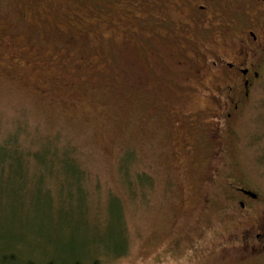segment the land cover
I'll list each match as a JSON object with an SVG mask.
<instances>
[{"label":"rangeland","instance_id":"1","mask_svg":"<svg viewBox=\"0 0 264 264\" xmlns=\"http://www.w3.org/2000/svg\"><path fill=\"white\" fill-rule=\"evenodd\" d=\"M128 1L108 12L107 0H0V132L69 141L79 160L3 167L0 230L36 259L73 249L84 264H256L217 235L194 243L204 214L192 182L217 162L181 149L184 129L170 139L168 113L203 98L173 85L166 49L151 53L148 25L134 32ZM255 97L240 159L263 184L264 135H251L264 133V79Z\"/></svg>","mask_w":264,"mask_h":264},{"label":"flooded vegetation","instance_id":"2","mask_svg":"<svg viewBox=\"0 0 264 264\" xmlns=\"http://www.w3.org/2000/svg\"><path fill=\"white\" fill-rule=\"evenodd\" d=\"M111 2L103 10L110 12ZM127 6L125 12L138 11L133 15L138 37L150 27L151 35L142 38L151 53L166 49L159 58L175 74L176 79L168 74L173 85L203 98L197 106L168 113L170 139L184 129L181 149L217 162L208 176L192 182L204 214L196 221L201 233L194 243L207 242L200 238L208 232L223 238L222 252L264 264V183L240 159L245 115L259 104L255 93L264 79V0H129ZM193 157L191 162H200Z\"/></svg>","mask_w":264,"mask_h":264},{"label":"trees","instance_id":"3","mask_svg":"<svg viewBox=\"0 0 264 264\" xmlns=\"http://www.w3.org/2000/svg\"><path fill=\"white\" fill-rule=\"evenodd\" d=\"M37 142L39 143L34 142L27 145L22 142L20 134H2L0 132V170L7 165L13 168L25 167L26 164L33 163V161L46 164L57 160L60 163H71V165L79 161L75 155V148L69 141L65 143L67 145L61 144L59 138L56 137ZM39 144L46 146L42 153L37 150ZM59 150H65V152L61 154ZM68 251L63 256L43 254L42 259H36L33 257L32 250L23 252L17 246L10 245L8 236H5L3 230H0V264H84L82 256L76 254L73 249Z\"/></svg>","mask_w":264,"mask_h":264}]
</instances>
